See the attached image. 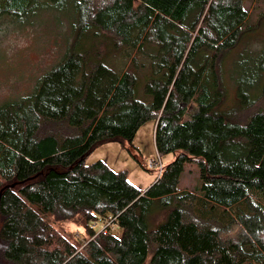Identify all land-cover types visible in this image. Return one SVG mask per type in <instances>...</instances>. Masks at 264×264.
I'll return each instance as SVG.
<instances>
[{"label": "trees", "instance_id": "16d2710c", "mask_svg": "<svg viewBox=\"0 0 264 264\" xmlns=\"http://www.w3.org/2000/svg\"><path fill=\"white\" fill-rule=\"evenodd\" d=\"M55 1L0 0V18L24 22ZM136 1L72 0L77 46L35 93L0 105V264H264V44L235 80V107L222 104L218 74L245 33L244 0ZM106 32L142 63L116 70L92 54L88 42ZM144 60L163 68L148 80L150 103L137 99ZM148 121L157 152L174 155L148 189L86 163ZM188 163L200 169L198 193L180 189Z\"/></svg>", "mask_w": 264, "mask_h": 264}, {"label": "rangeland", "instance_id": "374dc122", "mask_svg": "<svg viewBox=\"0 0 264 264\" xmlns=\"http://www.w3.org/2000/svg\"><path fill=\"white\" fill-rule=\"evenodd\" d=\"M101 1L109 0H93V4H100ZM136 2L138 3V0ZM73 7L72 0H58L54 5H47L45 8L37 7L35 13L28 16L24 22H15L19 20L16 16L0 18V105L35 93L39 80L58 66L66 53L77 46L73 45L77 39L78 21ZM244 8L248 12L245 33L239 43L228 51L218 68L222 104L225 108L235 107L239 103L235 80L258 66V56L264 44V0H244ZM106 34L109 38L99 34L95 41L88 42L86 48L93 52L92 54L104 57L107 55V62L115 66L116 70L128 67L134 57L142 63V55L132 53L131 47L115 48L112 39L115 35L107 32ZM144 61L146 65L139 69L137 99L150 103L153 101V95L147 91L148 80L156 71V77L160 76L163 68L155 66L152 61ZM191 66L194 69V63ZM189 73L187 69L185 76L188 77ZM206 81L212 90V75L206 78ZM184 82L188 83L186 80ZM259 94L258 90L253 94L249 93L248 99H254ZM257 106L264 108L262 103ZM196 108L194 102L186 105L183 119H188ZM254 109H250L246 115L255 111ZM155 125L154 121L146 122L132 143L124 141L101 145L87 158L86 163L103 160L114 170H126L129 181L137 188L148 189L159 176L157 168H151L149 164L151 159L158 157L154 140ZM160 156L164 166L174 160L173 154ZM200 178L197 164H186L180 189L198 193ZM71 230L75 231L77 236L83 231H77L76 228Z\"/></svg>", "mask_w": 264, "mask_h": 264}, {"label": "built area", "instance_id": "2783aa9c", "mask_svg": "<svg viewBox=\"0 0 264 264\" xmlns=\"http://www.w3.org/2000/svg\"><path fill=\"white\" fill-rule=\"evenodd\" d=\"M149 164H150L151 168H157V170L159 171V176L158 177H160L162 172H163V169H164V164H163V161H162L161 156L159 155V153H158V157L156 159H151ZM115 221H116V217L108 218L105 226L103 227V230H106V229L112 227L115 224ZM114 227L115 226H113V228Z\"/></svg>", "mask_w": 264, "mask_h": 264}, {"label": "water", "instance_id": "95a60500", "mask_svg": "<svg viewBox=\"0 0 264 264\" xmlns=\"http://www.w3.org/2000/svg\"><path fill=\"white\" fill-rule=\"evenodd\" d=\"M12 186H14V185H12ZM0 198H1V195H0Z\"/></svg>", "mask_w": 264, "mask_h": 264}]
</instances>
